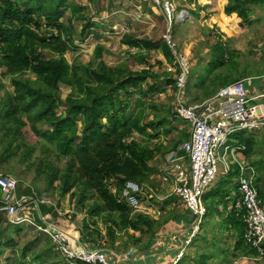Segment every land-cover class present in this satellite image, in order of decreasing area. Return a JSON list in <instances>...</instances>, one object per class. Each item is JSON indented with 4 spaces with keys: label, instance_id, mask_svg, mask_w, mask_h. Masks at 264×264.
Masks as SVG:
<instances>
[{
    "label": "trees",
    "instance_id": "1",
    "mask_svg": "<svg viewBox=\"0 0 264 264\" xmlns=\"http://www.w3.org/2000/svg\"><path fill=\"white\" fill-rule=\"evenodd\" d=\"M252 1L264 3V0H229L225 12L238 14V19L245 23ZM68 11L70 14L65 19ZM190 12L197 14L198 11ZM92 14L95 13L86 5L73 0L70 3L68 0H0V67L5 68L2 76L8 77L13 87L0 96V171H10L17 176L14 170L23 173L20 166L36 167L38 175L48 182V188L59 181L56 190L62 198L71 193L79 198L77 204L81 211L86 209L87 217L101 218L106 234L100 229L98 219L92 225L86 218L78 224L60 213L57 204L39 203V210L35 209V204L31 205L25 213L35 224L45 225L43 219L53 223L90 249L105 248L103 241L108 239V246L116 253L122 249L130 252L135 247L145 255L175 224L182 226L192 221L188 209L184 213L171 211L158 219L146 213H135L122 195L129 181L145 185L151 182L154 173H159L152 167V160L161 148L142 144L133 138L134 134H143L148 139L159 137L161 129L170 134L175 128L167 123L177 112L173 106L156 101L157 95L167 90L159 83L161 75L153 67L134 70L127 64L109 65L104 59L106 49L101 44L89 62L71 63L67 59L66 53L76 48L78 25L81 24L82 40L93 33L91 28L97 23ZM218 26L223 29L222 24ZM218 37L221 40L213 46L215 53L210 62L214 70L219 68L215 81L225 76L221 68L227 66L234 70L238 65V53L225 45L227 41H223L222 35ZM123 42L131 48L160 50L169 61H174L163 39L127 34ZM50 52L55 56L50 57ZM137 55L138 63H145V55ZM179 73V70L165 72L166 84L176 86ZM243 77L237 76L235 82L246 79ZM63 86L70 90L66 98L62 96ZM5 87L0 80V90ZM214 93L209 92L207 97H213ZM26 130L37 139L31 140ZM181 132V138L165 149L166 154L180 151L189 139L190 127ZM257 138L255 132H242L234 143L246 146L250 153ZM252 163L259 170L264 168L260 159ZM234 176H239L237 168ZM229 183L227 179L222 184ZM24 184L23 180L19 181V196L33 197L32 187L20 189ZM256 184L264 202V193ZM224 186L215 192L216 197L227 193ZM225 196H218L220 202L210 208L217 210L221 204L225 207L228 203ZM3 198L0 191V207ZM172 199L175 198L170 197L165 203L169 205ZM89 200L93 201L87 204ZM24 227L11 224L7 214L0 211V264H86L67 261L52 237L37 236L21 244L14 234L21 235ZM219 230L222 240L225 234L229 235L233 248L227 242L220 248L216 234H213V243H209V232L204 230L191 242L202 241L203 254L199 258L189 257L188 262L187 258H180L176 264H209V259L228 252L239 258L258 255L257 249L245 238L244 215L236 212L234 204L222 219ZM123 236L129 239L116 246ZM43 241L45 244L40 247ZM110 261L121 263L117 258ZM175 261L172 259L171 264Z\"/></svg>",
    "mask_w": 264,
    "mask_h": 264
},
{
    "label": "rangeland",
    "instance_id": "2",
    "mask_svg": "<svg viewBox=\"0 0 264 264\" xmlns=\"http://www.w3.org/2000/svg\"><path fill=\"white\" fill-rule=\"evenodd\" d=\"M71 1L72 0H68V3ZM73 1L86 5L93 11V13H95L92 14L94 17L93 21L97 23V25L91 28L93 33L83 40L79 34L81 24L78 25L76 48L66 53V57L71 63L75 61L84 63L89 62L92 60L97 46L101 44L106 49L104 52V59L109 65L127 64L134 70H140L146 66L153 67V70L161 75L159 83L164 84L167 90L165 93L157 95L156 101L168 107L173 106L174 109L176 108L177 98L179 96L178 88L177 86L166 84L164 73H176L174 71H169V68H175V51L188 55L190 57V62H192L190 73L187 77V88L185 93L181 95V100L187 104L201 103L198 102L201 100V97H206L209 92L215 89H218L217 91L215 90L217 93L222 85L225 86L235 82L236 77L239 75L246 76V84H248L247 86L252 92L264 93V3L255 1L250 2L248 21L242 23L238 19V14L234 13L228 15L225 12L229 0H165L162 5H159L155 0L145 2H139L137 0H97L96 2H91L89 0ZM167 7H174L177 11L187 10L191 16L186 21H179L174 24V30L171 36L175 41L176 49L172 51V49L169 48L174 56V61H169L160 50L147 51L145 49L131 48L123 42V38L127 34H133L140 38L164 39L167 23L165 15L162 13L166 12ZM192 10L198 11L197 14L190 12ZM69 14L70 11L66 13L65 19H67ZM83 23L84 22H82V24ZM217 23L222 24L223 29L218 26ZM218 35H222L223 41H227L225 45L231 51L235 50L238 53L236 56L238 65L234 70L228 69L229 67L227 66L221 68L225 76L222 78L217 77L215 81L213 79L219 72V68L214 70V65H211L210 62L215 53L213 46L218 40H221ZM198 53L201 58H197ZM137 54L145 55V63H138L136 59ZM49 56L53 57L55 55L50 52ZM202 67H204V70ZM4 72L5 68L0 67V80L6 86L5 89L0 90V96L7 90L13 88L10 85L9 78L2 76ZM195 83L198 84L200 90H197L194 85ZM61 89L63 98H66L70 91L69 88L63 86ZM258 103H264V98L261 99V101H255L251 105ZM169 121L167 125L175 128L170 134H165L161 129V134L156 139H148L147 136L140 133H135L133 137L135 140L151 148H161V150L157 152L156 157L152 160V167L158 170L159 173H154L151 176V182L145 184L149 185V187L152 186L158 196L147 198L145 203L141 205L138 210L134 209L135 213H146L156 219L160 218L161 215H167V213L171 211L177 213H182V210L186 211V209L180 205L179 201H176L177 198L174 195L172 183L164 180L165 177L171 174V162L169 163V157L173 155V153L166 154L165 149L170 148L175 141L181 138V131L190 127V124L183 122L177 116L172 117ZM26 132L31 140L34 141L37 139L29 130H26ZM255 133L258 135V141L253 145V151L250 152L247 157L251 163L254 160L260 159V161H263L262 164H264V129H259ZM238 134L234 135L233 138L235 139ZM13 164L17 167L19 166L17 163ZM59 165L62 166L63 164ZM256 168L254 167L256 171L254 181L258 183L260 189L264 191V168H261V170L257 168L258 171ZM20 170H23V173L14 170L18 173V177H14L19 181L23 180L25 182L24 186L22 187L21 185L20 189H26L28 187L33 188V193L35 194L33 197L36 203H46L48 205L57 204L60 213L66 214L69 219L72 218L73 221L78 222V224H82L84 218L88 219L87 221L91 225L94 220L98 219L100 229L106 234V226L101 218L87 217L86 209L81 211V207L77 204L79 198L72 196L71 193L67 194L64 198L60 196L59 192L56 190L57 185L60 183L59 181H57L54 186L48 188V182L45 178L38 175L36 167L29 169L25 166H20ZM4 174L12 175L10 171L1 170L0 175ZM258 179L259 181L257 182ZM209 192L206 194L205 200L206 206L210 211L201 224V230L197 235L199 236L204 230H207L209 232L208 242L213 243L212 241L214 240L212 235L213 233H217L216 237L220 243V248H223L226 242L230 243L231 248H233V241L229 239V235L225 234L222 240L220 230L215 228L217 225H213L215 224V211L214 208H210L213 203L209 198ZM170 197H174L175 199H172L168 205L165 201ZM92 201L93 200L87 201V204H90ZM34 207L36 210L39 209L37 205ZM163 208L167 210H163L162 212ZM35 209L34 211H36ZM192 223L193 221L186 225L181 224L182 226L175 224L171 230L166 232V237L160 238L156 242L155 248L147 250L145 255L135 247L131 248L130 252L123 251L122 249L120 252L116 253L117 251L115 249L108 246V239L103 241V246H105V248L101 249H108L109 257L112 258L113 261L114 258H117V261L120 262V259L123 258L120 264H171L172 259H180L179 256L182 253L185 255L181 258H187L188 262L191 260L189 257L199 258L204 250L202 249L203 247H200L202 241L197 240L196 244H192L195 236L190 237V234L196 227V224L192 225ZM23 225L25 229L21 235L17 233L14 234L16 239L20 240L21 244L32 241L37 236H43L44 239L51 236L47 232H42L41 226H34L30 223H24ZM62 232L65 231L62 230ZM137 234L139 235V233ZM128 239L129 237L123 236L116 246ZM189 240H191L192 243L187 245ZM44 244L45 241L41 243L40 247L44 246ZM116 254L119 256L117 257ZM216 256L209 259V264H264V258L256 259L258 256L254 258H239L235 257L231 252Z\"/></svg>",
    "mask_w": 264,
    "mask_h": 264
},
{
    "label": "built area",
    "instance_id": "3",
    "mask_svg": "<svg viewBox=\"0 0 264 264\" xmlns=\"http://www.w3.org/2000/svg\"><path fill=\"white\" fill-rule=\"evenodd\" d=\"M155 1L159 5L165 2V0ZM162 14L165 15L167 23L163 40L172 51H175V41L171 36L174 24L186 21L190 16L189 12L167 7L166 12ZM174 65L175 68H169V71H180L176 75L179 96L175 109L177 117L190 124V137L180 147V151L185 156L171 162V174L164 180L172 183L174 195L179 203L190 211L192 217L196 215V220L193 221L196 227L190 237L196 236L201 230L200 226L208 213L205 196L221 174L222 168L224 173L229 174L230 163H237L240 169V197L236 199L234 208L236 212L244 215L245 238L253 248L257 249L256 259L264 258V202L254 181L256 171L250 163L239 158L237 152L243 150V147L234 143L233 138L238 133L264 129V103L251 105L255 101H261L264 93L252 92L244 79L222 87L206 101L187 104L181 100V95L187 88V77L192 62L188 55L175 51ZM185 158L189 160L188 165L183 163ZM0 191L4 194L0 211L7 214L10 223L13 225L30 223L41 226L42 232H47L60 245L63 255L70 263L112 264L106 249H90L44 219L45 225L35 224L25 211L31 205L38 206L39 203H36L31 196H19V181L16 177L0 175ZM122 195L131 208L138 210L147 198H154L155 190L144 184L129 181ZM190 243L191 240L187 245ZM183 255L182 253L179 258ZM178 260L177 258L173 264H176Z\"/></svg>",
    "mask_w": 264,
    "mask_h": 264
},
{
    "label": "crops",
    "instance_id": "4",
    "mask_svg": "<svg viewBox=\"0 0 264 264\" xmlns=\"http://www.w3.org/2000/svg\"><path fill=\"white\" fill-rule=\"evenodd\" d=\"M189 17H191V16H189ZM197 58H201V57H199V53L197 55ZM203 68L204 67H202V69ZM197 75H198V73H197ZM197 83H195L194 85L196 86L197 90H200V88L198 87V84ZM221 88H219V90ZM213 91L215 92V90H212L211 92L213 93ZM203 95H204V93H203ZM207 99H209V96L208 97L207 96L206 97H201V100H199L198 102H203V101H206ZM239 146H241V145H239ZM242 147H243V150L241 149L239 152H237V153H239V158L247 161L248 163H250L252 166H254L256 168V166L253 163H251L250 160H249V158L247 157V156H249L248 155L249 153H247V151H248L247 147L246 146H243V145H242ZM172 153H173V155H171V158L169 159V163L172 162V161H174V160H176V158H179V157H181V156L184 155V153L183 152L180 153V151H178L176 153H174V152H172ZM183 163L186 164V165H188L189 164L188 158L183 159ZM236 168L239 170V176L238 177L237 176H234V173H235ZM256 170H257V168H256ZM227 179H229L230 183L228 185H225L226 186L225 187L224 184H222V183H223V181H225ZM239 180H240V169H239L238 164L237 163H234V164L230 163V173L229 174L224 173V170L222 168L221 174L216 179L215 183L213 184V186L210 189V192H209L210 196H209V198L211 199V202L213 203L214 206H216V202H220V200H218V199H219V197H221V195H225L226 194L227 196H225V200L228 201V203H227V205L225 207H224V205L221 204L217 210H214L215 211L214 212L215 213V217H214L215 224H213V225H217V227H215L216 229H219L220 223H221L222 219H224V217L227 215V213L233 208V204H234L237 196H239ZM222 185L224 186V189H226L228 191H227V193H224V192L222 194L220 193V195H217V197H216V193H217V191L218 192L221 191ZM263 193H264V191H263ZM155 196H158V194L156 192H155ZM213 197H214V199H213ZM212 199H213V201H212ZM176 201H178V200L176 199ZM180 205H181V203H180ZM184 209H186V211H187V208L184 207ZM186 211L185 210H182L181 212L184 213ZM208 213H209V210H208ZM207 216L208 215H206V217ZM192 225H193V223H192ZM213 234H217V233H213Z\"/></svg>",
    "mask_w": 264,
    "mask_h": 264
},
{
    "label": "water",
    "instance_id": "5",
    "mask_svg": "<svg viewBox=\"0 0 264 264\" xmlns=\"http://www.w3.org/2000/svg\"><path fill=\"white\" fill-rule=\"evenodd\" d=\"M195 220H196V215H193L192 221H195Z\"/></svg>",
    "mask_w": 264,
    "mask_h": 264
}]
</instances>
